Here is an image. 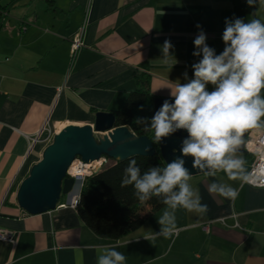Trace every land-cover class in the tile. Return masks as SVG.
Listing matches in <instances>:
<instances>
[{"label": "crops", "instance_id": "obj_1", "mask_svg": "<svg viewBox=\"0 0 264 264\" xmlns=\"http://www.w3.org/2000/svg\"><path fill=\"white\" fill-rule=\"evenodd\" d=\"M235 18L264 22V5L258 0L253 7L246 0H0V230L11 234L10 241L0 240V264H97V250L103 248L122 252L125 264H264V189L230 180L223 170L187 181L207 204L206 213L166 205L117 241L95 236L75 209L30 216L15 199L60 128L93 125L97 113L120 110L142 89L140 82L147 83L153 99L173 100L175 85L193 79L192 65L202 58L193 56L196 35L202 30L219 55L225 20ZM80 29L82 47L72 55ZM165 40L173 45L168 63ZM260 95L264 98V90ZM243 161L249 172L250 156ZM213 183L232 186L238 197L210 192ZM165 211L175 215L173 234L151 238L161 231ZM77 248L84 249L82 261L75 258Z\"/></svg>", "mask_w": 264, "mask_h": 264}, {"label": "clouds", "instance_id": "obj_2", "mask_svg": "<svg viewBox=\"0 0 264 264\" xmlns=\"http://www.w3.org/2000/svg\"><path fill=\"white\" fill-rule=\"evenodd\" d=\"M249 7L257 0H246ZM264 5V0H258ZM200 28V25H197ZM206 34L201 30L193 44L196 51L193 56L202 58L192 65L193 79L187 83L176 84L171 95L173 102L165 100L151 118L157 142L178 129L186 130L188 138L183 141L181 153L193 157V167L203 170L206 162L212 169L206 175L215 176L217 170H223L230 180L251 183L252 175L245 169L246 161L233 158L237 146L242 143L246 130L264 128V22L243 18L225 20L222 34L224 50L217 55L206 43ZM173 45L165 40L162 45L163 62L168 63ZM214 90L208 91L207 85ZM137 119L136 123H141ZM147 151V149H145ZM122 186L134 185L136 196L143 202L150 195H166L164 203L173 210L177 206L189 212L204 214L207 204L200 203L198 194L193 193L187 181L191 178L184 167V160L177 158L161 169L154 167L143 176L132 159L124 170ZM264 182V170L256 177ZM179 186V191H173ZM210 192H217L222 197L235 200L239 193L232 186L213 183ZM196 196L193 200L192 197ZM175 215L165 211L159 219L162 226L156 236L168 237L175 229ZM148 239V238H147ZM87 247V246H85ZM97 264H125L126 256L115 248L98 249ZM84 249H76V260H83Z\"/></svg>", "mask_w": 264, "mask_h": 264}, {"label": "water", "instance_id": "obj_3", "mask_svg": "<svg viewBox=\"0 0 264 264\" xmlns=\"http://www.w3.org/2000/svg\"><path fill=\"white\" fill-rule=\"evenodd\" d=\"M165 100L173 102L171 99H153L152 117ZM251 130L245 131L242 143L229 154L231 157L244 160L245 140ZM186 138L188 133L181 130L161 138L159 142L155 139L154 130L152 138L137 137L127 127H115V117L108 112L97 113L93 125L64 126L54 134L41 159L19 184L15 194L17 206L30 216L54 211L61 198L71 197L78 187L77 182L67 177L69 167L76 159L88 164L102 157L115 162L137 156L152 157L155 154L154 143L166 166L180 158L192 177L213 171L204 161L201 162L204 164L203 170L193 167V157L182 155L181 148Z\"/></svg>", "mask_w": 264, "mask_h": 264}, {"label": "trees", "instance_id": "obj_4", "mask_svg": "<svg viewBox=\"0 0 264 264\" xmlns=\"http://www.w3.org/2000/svg\"><path fill=\"white\" fill-rule=\"evenodd\" d=\"M142 89L130 94L124 105L112 114L115 127H127L137 137L152 138L151 118L153 97L147 83L140 82ZM141 123H136L137 119ZM155 154L152 157H132L122 162L108 159L97 173L84 181L75 208L80 220L98 238L117 241L130 231L136 230L153 214L164 208L166 195H150L141 202L136 196L134 185L122 186L124 170L130 160H136V167L143 176L151 168L163 169V162L158 146L154 143ZM173 191H179L176 186Z\"/></svg>", "mask_w": 264, "mask_h": 264}, {"label": "built area", "instance_id": "obj_5", "mask_svg": "<svg viewBox=\"0 0 264 264\" xmlns=\"http://www.w3.org/2000/svg\"><path fill=\"white\" fill-rule=\"evenodd\" d=\"M30 1H46L50 2L52 0H30ZM82 47V29L75 35L72 43H71V53L75 55L76 51ZM183 132H187L183 129H178ZM44 131V128L39 132L36 137L32 139V141L38 140L40 134ZM50 137V136H49ZM245 152L251 158V165L249 173L252 175V182L247 183L243 182L244 185H247L252 188L264 189V182H260L256 180V177L260 174L262 170H264V130H251L245 140ZM108 162V158L102 157L97 161L85 164L80 161V159H76L67 172V177L72 178L75 182L78 183V187L75 192L71 195V197L66 200L65 204H59L57 208L68 207L75 209L78 202L80 189L86 180L87 177L97 173L104 165ZM11 234L7 231L0 230V240L10 241Z\"/></svg>", "mask_w": 264, "mask_h": 264}, {"label": "rangeland", "instance_id": "obj_6", "mask_svg": "<svg viewBox=\"0 0 264 264\" xmlns=\"http://www.w3.org/2000/svg\"><path fill=\"white\" fill-rule=\"evenodd\" d=\"M255 11H254V8H253V11H252V13H254ZM256 13V12H255ZM66 199V197H62V200L64 201Z\"/></svg>", "mask_w": 264, "mask_h": 264}]
</instances>
